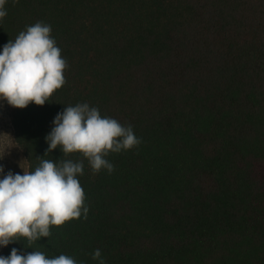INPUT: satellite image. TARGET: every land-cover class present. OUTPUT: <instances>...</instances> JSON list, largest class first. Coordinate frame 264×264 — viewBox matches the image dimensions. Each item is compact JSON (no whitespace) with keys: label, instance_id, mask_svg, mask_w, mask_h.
<instances>
[{"label":"trees","instance_id":"trees-1","mask_svg":"<svg viewBox=\"0 0 264 264\" xmlns=\"http://www.w3.org/2000/svg\"><path fill=\"white\" fill-rule=\"evenodd\" d=\"M0 48L51 25L65 83L10 109L28 171L83 160L87 218L2 247L86 264H264V0H6ZM87 102L140 143L93 172L80 152L45 154L56 114Z\"/></svg>","mask_w":264,"mask_h":264},{"label":"clouds","instance_id":"clouds-1","mask_svg":"<svg viewBox=\"0 0 264 264\" xmlns=\"http://www.w3.org/2000/svg\"><path fill=\"white\" fill-rule=\"evenodd\" d=\"M6 0H0V21L7 15ZM51 25L36 22L26 26L14 40L0 48V102L25 108L31 102L44 105L55 90L65 83L66 59L61 55ZM46 134L45 154L60 146L63 153L80 152L87 158L93 172L114 165L106 158L109 152H120L141 141L133 126L122 125L117 119L102 115L87 102L68 105L53 119ZM83 160L54 162L40 159L34 171L23 173L0 165V247L16 241L19 236L28 242L51 235L50 226L63 225L73 218L86 219L89 207L78 176L83 174ZM92 259L106 264L101 249ZM0 264H86L61 253L48 256L34 250L21 251L13 247L8 255H0Z\"/></svg>","mask_w":264,"mask_h":264},{"label":"rangeland","instance_id":"rangeland-1","mask_svg":"<svg viewBox=\"0 0 264 264\" xmlns=\"http://www.w3.org/2000/svg\"><path fill=\"white\" fill-rule=\"evenodd\" d=\"M0 165L8 170L23 173L28 171V161L23 150L13 141L10 109L6 101L0 102ZM2 255V247H0Z\"/></svg>","mask_w":264,"mask_h":264}]
</instances>
